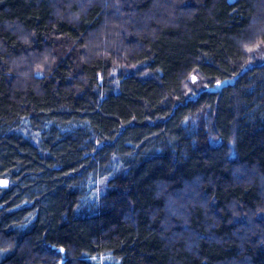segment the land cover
Here are the masks:
<instances>
[{"label": "trees", "instance_id": "trees-1", "mask_svg": "<svg viewBox=\"0 0 264 264\" xmlns=\"http://www.w3.org/2000/svg\"><path fill=\"white\" fill-rule=\"evenodd\" d=\"M259 45L264 0H0V264H264Z\"/></svg>", "mask_w": 264, "mask_h": 264}, {"label": "rangeland", "instance_id": "rangeland-1", "mask_svg": "<svg viewBox=\"0 0 264 264\" xmlns=\"http://www.w3.org/2000/svg\"><path fill=\"white\" fill-rule=\"evenodd\" d=\"M251 58L256 59V61H263L264 60V46L259 45L252 52ZM254 59H251V61H253ZM194 77H196L195 82H193L192 80L189 84V90H188L189 94H192L194 91L201 90V89L208 87V85L203 80H201L199 77L197 76H194ZM217 85H219V83Z\"/></svg>", "mask_w": 264, "mask_h": 264}, {"label": "snow or ice", "instance_id": "snow-or-ice-1", "mask_svg": "<svg viewBox=\"0 0 264 264\" xmlns=\"http://www.w3.org/2000/svg\"><path fill=\"white\" fill-rule=\"evenodd\" d=\"M192 80H193V82H195V80H196V77H194V76H193V77H192Z\"/></svg>", "mask_w": 264, "mask_h": 264}]
</instances>
